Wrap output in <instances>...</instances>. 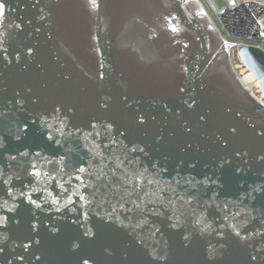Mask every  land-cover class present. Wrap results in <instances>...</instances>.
I'll return each mask as SVG.
<instances>
[{"label":"water","instance_id":"obj_1","mask_svg":"<svg viewBox=\"0 0 264 264\" xmlns=\"http://www.w3.org/2000/svg\"><path fill=\"white\" fill-rule=\"evenodd\" d=\"M0 4V264H264L262 49L197 0Z\"/></svg>","mask_w":264,"mask_h":264},{"label":"built area","instance_id":"obj_2","mask_svg":"<svg viewBox=\"0 0 264 264\" xmlns=\"http://www.w3.org/2000/svg\"><path fill=\"white\" fill-rule=\"evenodd\" d=\"M219 19L236 46L252 45L264 51V0H233L219 14ZM235 49L236 60L231 51ZM238 47L231 48L230 60L239 80L249 92L264 106V92L245 64L239 59Z\"/></svg>","mask_w":264,"mask_h":264},{"label":"rangeland","instance_id":"obj_3","mask_svg":"<svg viewBox=\"0 0 264 264\" xmlns=\"http://www.w3.org/2000/svg\"><path fill=\"white\" fill-rule=\"evenodd\" d=\"M210 21L212 22L213 26L216 28L218 33L222 38H224L228 42H232L233 39L228 35L225 28L223 27L220 19L219 14L222 11L230 6L227 0H197ZM231 56L233 60H236V51L232 49Z\"/></svg>","mask_w":264,"mask_h":264},{"label":"snow or ice","instance_id":"obj_4","mask_svg":"<svg viewBox=\"0 0 264 264\" xmlns=\"http://www.w3.org/2000/svg\"><path fill=\"white\" fill-rule=\"evenodd\" d=\"M2 11H3V5L0 4V14H2ZM81 171H83V169H81ZM85 264H86V262H85Z\"/></svg>","mask_w":264,"mask_h":264}]
</instances>
